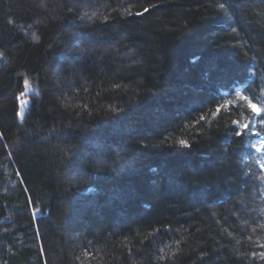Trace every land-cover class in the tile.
<instances>
[{
  "label": "trees",
  "instance_id": "1",
  "mask_svg": "<svg viewBox=\"0 0 264 264\" xmlns=\"http://www.w3.org/2000/svg\"><path fill=\"white\" fill-rule=\"evenodd\" d=\"M262 165L264 0H0V264H264Z\"/></svg>",
  "mask_w": 264,
  "mask_h": 264
},
{
  "label": "snow or ice",
  "instance_id": "2",
  "mask_svg": "<svg viewBox=\"0 0 264 264\" xmlns=\"http://www.w3.org/2000/svg\"><path fill=\"white\" fill-rule=\"evenodd\" d=\"M220 7H221V9H223L224 5L221 4ZM147 11H148V9L145 8V9H144V12H147ZM137 14H138V15H142V13H137ZM233 32H235V29H233ZM25 83H27V82H25ZM22 96H23V93H21L20 96H17V97H16V100H17V102H18V104H19L20 106H23V105L26 103V101L22 99ZM250 107L252 108V110H253L254 113L259 114V109L257 108V106H256L255 104H251ZM217 111H219V108L217 109ZM17 115H20V113L17 112ZM201 119H203V117H201ZM243 127L246 128L247 125H243ZM238 135H239V133H238ZM178 143H179L181 146L187 147V142H186L185 140H180ZM262 167H264V165H262ZM32 207H33L32 204H30V205H29V209H32ZM32 215H38V214H37L34 210H32Z\"/></svg>",
  "mask_w": 264,
  "mask_h": 264
},
{
  "label": "water",
  "instance_id": "3",
  "mask_svg": "<svg viewBox=\"0 0 264 264\" xmlns=\"http://www.w3.org/2000/svg\"><path fill=\"white\" fill-rule=\"evenodd\" d=\"M25 101H26V103L23 105V106H20L21 107V109L22 108H27L28 107V105H29V100L28 99H24ZM37 213V212H36ZM38 214V213H37ZM39 215V214H38ZM38 215H34V217L36 218V217H38Z\"/></svg>",
  "mask_w": 264,
  "mask_h": 264
},
{
  "label": "rangeland",
  "instance_id": "4",
  "mask_svg": "<svg viewBox=\"0 0 264 264\" xmlns=\"http://www.w3.org/2000/svg\"><path fill=\"white\" fill-rule=\"evenodd\" d=\"M24 100V99H23Z\"/></svg>",
  "mask_w": 264,
  "mask_h": 264
}]
</instances>
